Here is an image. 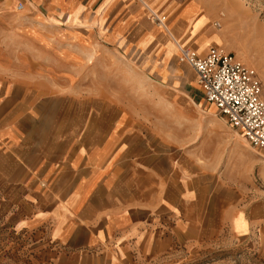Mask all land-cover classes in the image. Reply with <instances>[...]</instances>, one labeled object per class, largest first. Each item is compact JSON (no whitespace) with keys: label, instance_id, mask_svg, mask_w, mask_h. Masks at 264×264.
Returning <instances> with one entry per match:
<instances>
[{"label":"crops","instance_id":"0c3cea01","mask_svg":"<svg viewBox=\"0 0 264 264\" xmlns=\"http://www.w3.org/2000/svg\"><path fill=\"white\" fill-rule=\"evenodd\" d=\"M166 1L0 0V217L18 236L17 254L28 262L227 264L206 258L220 245L221 206L229 245L243 241L250 250L257 247L264 260V148L254 157L263 184L256 194L251 189L253 158L246 153L241 132L203 99L197 82L200 98L220 115L204 114L209 125L203 134L198 120L187 124L188 115H198L194 111H174L180 120V133L174 137L153 128L124 127L118 121L111 127L94 126L93 118L104 114L93 112L90 105L78 114L49 109L62 98L44 89L53 91L54 81L67 79L60 73L85 69L90 60L77 47L57 45L60 36L55 29L62 24L97 28L103 35L109 18L125 11L128 18L111 30L116 37L126 22L142 14L144 33L137 47L162 36L163 79L183 71L166 68L167 58L174 56L178 65L188 66L178 61V45L205 55L210 45L198 50V41L194 48L189 39L173 35L172 8L182 20L181 6ZM19 2L23 8L13 10ZM154 4L156 12L152 11L165 16L163 23L155 24L149 17L148 5ZM170 43L175 52L166 56ZM64 54L73 55L71 61ZM45 74L56 79L48 80ZM190 101L197 106V95ZM64 114L72 121H60ZM76 116L82 125L76 126ZM240 164L250 187L237 204L234 197L220 195V184L222 178L224 183L234 181L232 171ZM239 219L242 232L236 228Z\"/></svg>","mask_w":264,"mask_h":264},{"label":"rangeland","instance_id":"374dc122","mask_svg":"<svg viewBox=\"0 0 264 264\" xmlns=\"http://www.w3.org/2000/svg\"><path fill=\"white\" fill-rule=\"evenodd\" d=\"M170 1L167 0L166 3ZM172 4L181 6L178 10L180 9L182 16V20L177 18L178 11H175V7L172 8L170 20L173 35L183 40L189 39L190 45L194 48H196L195 42L198 41V50L210 45L231 53L242 64L255 70L264 96V0H172ZM166 5L162 4L163 8ZM155 6V4L148 5V8L150 19L157 24L155 13L152 11L155 10ZM39 9L43 10L42 7ZM127 15L129 14L125 11L112 15L106 23L107 32L103 35L97 28L87 29L68 23L62 24L58 30L55 29L56 36L58 34L60 36L56 38L60 48L77 47L82 52L88 53L87 58L89 57L90 60L86 59L88 65L85 69L72 70L66 72V75L60 73L59 77L67 79L54 81L55 85L50 87L53 91L44 89L47 93H54L62 98L53 102L49 109L65 114L76 110L78 114L79 111L87 110L90 105L93 112L99 111L104 114L93 118L94 126L111 127L115 121H118L124 127H133L136 130L153 128L158 134L164 132L174 137L180 133V120L174 111H194L198 115L193 113L188 115L187 124L190 127L192 121L198 120L200 122L198 132L203 134L206 132L203 129L208 128L209 125L207 118L203 117L204 114L212 111L211 117H220V115L215 108L204 103L200 98L194 73L188 66L178 65L172 56L165 60V67L171 72L174 69L183 71L174 75L175 77L172 75L163 79L160 76V72L163 75L166 72L165 69L160 71L163 55L159 42L164 39L157 34L156 38L149 40L146 46L137 47V39L144 33L141 32L139 24L140 19L143 18L142 14L134 17L133 21L126 22L120 36L112 37L110 33L113 27L122 19H127ZM215 21L220 22L219 27L215 26ZM154 23L152 22L153 25ZM203 33L207 34L203 35ZM210 39L213 42L210 43ZM29 43L31 45L30 41ZM53 43L55 46L56 42ZM45 46L50 47L51 43L46 42ZM170 52H175L171 43L166 47V56ZM63 57L66 61H71L73 55L64 54ZM45 76L48 80L56 79L53 75L45 74ZM193 95L198 97V102H195L197 106L191 104L190 99ZM65 114L61 116L60 121L71 122V117L67 118ZM195 116L198 118H193ZM73 121L76 122V126L83 123L78 116ZM231 133L234 137L241 138L246 153L251 154L253 158L250 172L251 189L253 193L258 194L260 185L263 184L258 176L260 163H254V157L263 150L249 147L242 136L238 137L235 130H231ZM224 148L227 152V147ZM223 170L224 168L221 173ZM232 173L235 174V180L231 183H224L222 180L224 178L221 179L223 182L220 185L224 189L220 190V195L224 199L234 197L237 204L240 202L242 204L243 199H240L244 191L249 189L246 187H250V183L244 177L241 164L237 165ZM205 190L202 191L205 193ZM226 202L227 200L223 203ZM199 206L201 208L202 204ZM225 222L227 221L224 220L221 206L220 225L224 230L220 231L219 247L206 254L208 261L223 260L227 264H264L257 247L250 250L243 241L238 243V240L235 245H229L231 237L223 224ZM236 228L241 229L242 232L241 219L236 221ZM17 239L18 236L6 226L4 217H0V264H33L17 254L16 248L19 244Z\"/></svg>","mask_w":264,"mask_h":264},{"label":"built area","instance_id":"2783aa9c","mask_svg":"<svg viewBox=\"0 0 264 264\" xmlns=\"http://www.w3.org/2000/svg\"><path fill=\"white\" fill-rule=\"evenodd\" d=\"M22 8L21 2L15 7ZM154 16L158 23H163L165 16ZM214 24L220 26L219 21ZM178 50V61L193 70L203 99L241 132L249 147L263 149L264 96L255 70L216 46H211L205 55L180 45Z\"/></svg>","mask_w":264,"mask_h":264}]
</instances>
